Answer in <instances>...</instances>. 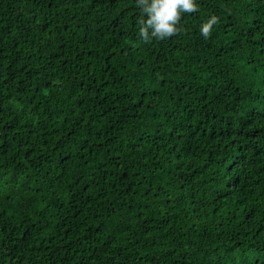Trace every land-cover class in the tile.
Instances as JSON below:
<instances>
[{
    "label": "trees",
    "instance_id": "16d2710c",
    "mask_svg": "<svg viewBox=\"0 0 264 264\" xmlns=\"http://www.w3.org/2000/svg\"><path fill=\"white\" fill-rule=\"evenodd\" d=\"M143 19L0 0V264H264V0Z\"/></svg>",
    "mask_w": 264,
    "mask_h": 264
},
{
    "label": "clouds",
    "instance_id": "9594fccd",
    "mask_svg": "<svg viewBox=\"0 0 264 264\" xmlns=\"http://www.w3.org/2000/svg\"><path fill=\"white\" fill-rule=\"evenodd\" d=\"M136 6L145 17L140 21V35L165 40L177 33L182 14L196 10L197 0H136ZM201 32L207 37L209 28L202 27Z\"/></svg>",
    "mask_w": 264,
    "mask_h": 264
},
{
    "label": "rangeland",
    "instance_id": "374dc122",
    "mask_svg": "<svg viewBox=\"0 0 264 264\" xmlns=\"http://www.w3.org/2000/svg\"><path fill=\"white\" fill-rule=\"evenodd\" d=\"M246 258H248V257H246ZM249 259H251V258L249 257Z\"/></svg>",
    "mask_w": 264,
    "mask_h": 264
}]
</instances>
